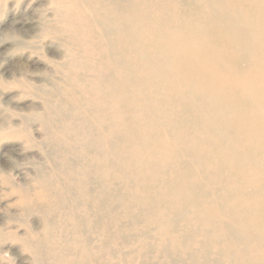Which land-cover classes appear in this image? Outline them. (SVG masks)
Segmentation results:
<instances>
[{"label":"rangeland","instance_id":"rangeland-1","mask_svg":"<svg viewBox=\"0 0 264 264\" xmlns=\"http://www.w3.org/2000/svg\"><path fill=\"white\" fill-rule=\"evenodd\" d=\"M131 1L138 12L120 9L125 0H0V230L5 234L0 237V264H38L35 249L39 247L44 257L41 264H71L74 259V264H98L94 262L98 248L102 264H119L113 257L119 252L128 255L127 264H146L138 254L129 257L142 246L136 240L140 230L119 232L115 223L102 249V237L107 233L102 236L91 229L92 246L97 247L92 252L96 254L86 256V244L76 249L72 246L78 226L96 219L100 199L104 200L105 218L123 222L128 216L140 217V209L152 193L165 199V191L158 185L172 178L174 170L169 169L167 176L153 174L151 164L176 165L177 144L186 137L182 127L176 129L175 141L159 134L161 127L174 126L182 104L169 101L170 89L160 88L156 93V81L146 76L145 69L138 70L134 53L155 33V24L149 23L148 17L160 15L153 9L176 19L178 0ZM198 1L205 5L207 0ZM225 2L232 12H242L247 32L233 28L232 40L213 51L221 57L235 56L231 44L246 42L238 53L246 62L245 75L237 79L264 87V43L251 25L256 21L263 28L264 0ZM103 28L113 31V52L104 47ZM192 39L202 51L209 50L204 34ZM228 68L226 73L232 71ZM110 75L114 79H106ZM131 75L135 84L126 80ZM228 81L221 86L232 93L233 80L228 77ZM127 84H132L130 100L123 93ZM184 90L179 86L173 94L179 97ZM255 124L260 125L261 120ZM232 128L241 140L246 137L243 131L247 127ZM123 136L128 140L119 143L116 154L108 144ZM195 136L202 138L204 132L199 130ZM149 137L153 154L147 155L140 144L146 146ZM208 147H199V153L209 154L212 150ZM194 165L208 178L210 187L206 189L218 186L215 163ZM192 181L197 182V177ZM153 211L160 213L157 207ZM151 216L146 220L151 221ZM46 220L53 224L51 235L45 231ZM161 231L153 236L159 238ZM14 234L40 242L24 248Z\"/></svg>","mask_w":264,"mask_h":264},{"label":"bare ground","instance_id":"bare-ground-1","mask_svg":"<svg viewBox=\"0 0 264 264\" xmlns=\"http://www.w3.org/2000/svg\"><path fill=\"white\" fill-rule=\"evenodd\" d=\"M186 1L178 0L180 12L176 19L159 8L153 9L160 15L148 17L149 23L155 24V33L142 43L143 49L134 51L138 56V70L145 69L148 71L146 76L156 81V93L160 88L170 89L172 96L169 101L182 104L174 126L158 130L166 139L175 141L176 129L182 127L186 137L177 144L178 150L174 153L176 165H161L157 161L151 164L153 174L167 176L169 169L174 170L172 178L162 180L158 185L164 189L166 198L152 193L149 202L140 209V217L136 214L128 216L124 222L117 218L107 220L104 200L100 199L94 213L96 219L86 220V225L81 223L82 226H78L72 246L76 249L86 244L83 250L86 256L96 254L92 252L97 247L92 246L91 229H97L102 236L107 233L102 237V249L105 248V238L112 235L110 228L115 223L119 232L121 229L131 233L140 230L136 240L142 246L129 257L138 254L146 259V264H264V87H259L255 81L237 79L238 75H245L246 62L238 53L242 47L245 48L246 42L239 40L238 45L231 44L238 56L221 57L213 51L214 47L232 40L233 28L244 34L247 25L242 12H232L225 0H207L206 6L198 0ZM125 2L119 6L120 9L138 12L135 3L131 0ZM251 25L264 43V26L262 28L256 21ZM199 33L207 38L205 48L208 46L209 50L202 51L199 43L192 39ZM112 35L113 31L102 29L104 47H109L111 52L114 51ZM175 43L178 47L174 46ZM228 66L232 71L226 73ZM228 77L233 80L232 93L221 86L229 82ZM107 78L114 79V75ZM126 80L136 83L134 75ZM132 84L124 85L123 93L129 100ZM179 86L185 90L175 97L173 92ZM257 120H261L260 125L255 124ZM154 124L157 125L156 121ZM232 125L247 127L243 131L247 138L241 140L240 133L233 131ZM199 130L204 132L202 138L195 136ZM127 140L125 136L117 137L108 145L117 154L119 145ZM148 141L146 146L140 144V148L150 155L153 154L150 151L151 137ZM203 145L209 146L208 149L211 147L212 151L199 153V147ZM207 162L215 163L214 174L218 181V186L210 189H206L210 185L208 178L194 165L202 166ZM226 171H231L230 175L223 178ZM194 177H197V182L192 181ZM138 199L145 200L143 196H138ZM154 207L160 211L158 215L154 213ZM148 215L152 217L151 221L146 220L150 218L145 217ZM145 222L150 226L147 227ZM52 226V222L46 220L48 235L52 234ZM159 230H162L160 239L153 236ZM3 233V229L0 230L1 239L5 238ZM13 237L24 248L40 242L18 234ZM52 239L53 236L49 238ZM97 251L94 262L100 264L103 262L98 260L101 259V251L99 248ZM35 253L38 255L36 262H44L40 247L35 249ZM113 257L119 264H127L128 255L124 252L115 253ZM74 263L75 259L71 264Z\"/></svg>","mask_w":264,"mask_h":264}]
</instances>
